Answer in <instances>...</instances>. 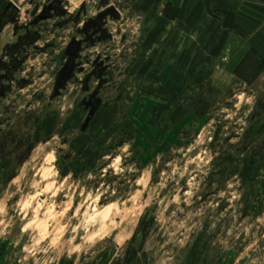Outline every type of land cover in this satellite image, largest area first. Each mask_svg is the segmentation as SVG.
Instances as JSON below:
<instances>
[{"label":"rangeland","instance_id":"obj_1","mask_svg":"<svg viewBox=\"0 0 264 264\" xmlns=\"http://www.w3.org/2000/svg\"><path fill=\"white\" fill-rule=\"evenodd\" d=\"M53 1L4 3L0 264H264V9Z\"/></svg>","mask_w":264,"mask_h":264},{"label":"crops","instance_id":"obj_2","mask_svg":"<svg viewBox=\"0 0 264 264\" xmlns=\"http://www.w3.org/2000/svg\"><path fill=\"white\" fill-rule=\"evenodd\" d=\"M166 3H169L173 6H175L176 8H178L180 10L181 15H185L187 13V11H189L190 9V1L191 0H164ZM244 0H194L192 6H194L193 8V12H192V22H196L197 24L200 22L201 16L202 18L204 16H209L210 21L208 23V26H210L209 31H212V29H215L217 31V26L218 29L220 28V31H224V27L221 28V25L226 23V16H230L232 14H234V22L232 23V25L225 27V30L227 29V31H232L234 29L235 25H239L241 26L243 29H245L246 31H250V27L246 24V16L243 15V8H245L246 5V9L247 8H253V9H264V0H246V4H244L243 2ZM233 8H237L235 11L233 10ZM245 10V9H244ZM217 12H219L220 14H222L223 17V21L222 22H217L215 20H217L215 17ZM258 13H260V21H262V23L259 26V37H255L254 39V45L253 46H257L258 50L260 52H263V48H264V14L261 13V11H259ZM216 14V15H215ZM215 15V16H214ZM225 17V18H224ZM205 30H207V27H205Z\"/></svg>","mask_w":264,"mask_h":264},{"label":"flooded vegetation","instance_id":"obj_3","mask_svg":"<svg viewBox=\"0 0 264 264\" xmlns=\"http://www.w3.org/2000/svg\"><path fill=\"white\" fill-rule=\"evenodd\" d=\"M5 3V0H1L0 1V30L2 29L3 25H4V22H5V18L6 17H9V19H12L14 14L10 12L11 10V5L8 4V5H4ZM30 41V36L28 37H25L23 39L20 40L19 44L16 46L17 48L15 50H19V48L25 44L26 42H29Z\"/></svg>","mask_w":264,"mask_h":264},{"label":"water","instance_id":"obj_4","mask_svg":"<svg viewBox=\"0 0 264 264\" xmlns=\"http://www.w3.org/2000/svg\"><path fill=\"white\" fill-rule=\"evenodd\" d=\"M1 1V0H0ZM52 11H55L58 15L66 13V10L64 9L61 0H54L51 2L48 6H46L42 12L37 17V21L49 18L52 16Z\"/></svg>","mask_w":264,"mask_h":264}]
</instances>
